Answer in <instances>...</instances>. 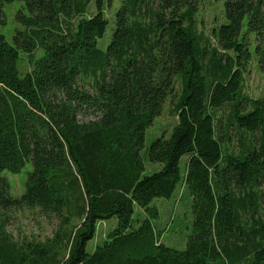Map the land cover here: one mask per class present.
<instances>
[{
  "label": "trees",
  "instance_id": "obj_1",
  "mask_svg": "<svg viewBox=\"0 0 264 264\" xmlns=\"http://www.w3.org/2000/svg\"><path fill=\"white\" fill-rule=\"evenodd\" d=\"M14 1L23 2L15 44L0 33V264H264V97L245 93L254 58L264 73V0H220L225 20L212 38L199 30L197 0H121L106 49L112 0H0L1 24ZM170 98L178 122L142 154ZM225 106L228 130H261L236 152L216 129L213 110ZM86 110L95 118L82 122ZM147 160L162 168L146 174ZM28 164L13 196L4 173ZM181 184L193 213L182 250L162 242L152 205ZM20 208L60 227L45 241L14 240L5 214ZM114 217L88 251L99 222Z\"/></svg>",
  "mask_w": 264,
  "mask_h": 264
},
{
  "label": "rangeland",
  "instance_id": "obj_2",
  "mask_svg": "<svg viewBox=\"0 0 264 264\" xmlns=\"http://www.w3.org/2000/svg\"><path fill=\"white\" fill-rule=\"evenodd\" d=\"M198 14L197 19L199 21V30H201L207 37L212 38V30L214 27L219 26L224 22V10L223 1L220 0H197ZM121 0H112V6L107 7L106 16L110 20V26L104 38L99 40V46L102 49H106L111 41V34L113 29V21L116 10L120 7ZM23 6V2L14 1L9 3L5 7L6 23H0V33L3 34L7 41L11 44H15L14 35L18 29H22L20 23L16 21V12ZM95 11L91 5L89 8V14ZM214 42V41H213ZM42 51L39 49L36 52V56H40ZM18 69L21 73H26L32 69V65L29 63L27 55L21 51L20 58L18 60ZM91 79H88V81ZM89 88L90 85H88ZM177 92L181 90V86L177 83ZM245 93L254 98L264 97V73L260 70L257 60L254 58L248 65L245 74ZM173 105L171 98L164 104L163 111L155 119L152 126H150L145 132V145L142 150V154H146L147 149L153 143V141L166 135L169 137L172 133L173 127L178 122V117L172 112ZM229 106L213 110L215 114V122L217 133L225 139L223 148L229 147L231 151H237L240 146V140L256 139L261 134V130H258L254 134L247 130H240L234 124L228 130L226 123L229 120ZM78 118L82 122L93 120L95 115L91 110H86L79 114ZM182 159V166H184V160ZM146 174H151L155 171H159L162 168L160 163H152L147 160L146 162ZM31 170V165H27L21 172L13 173L6 171L4 174L7 176L11 193L13 196H21L25 191V180L27 178V172ZM153 206L158 208L159 216L154 219V225L158 230L162 231L161 240L164 244L174 247L176 249H185L189 236L193 231V213H192V197L189 194V190L185 184H181L172 197L170 198H155L152 202ZM264 216V213L261 212ZM7 218V231L12 235L14 240H39L45 241L52 238L55 232L60 227V220L52 215L42 213L39 208H20L7 211L5 214ZM134 217L144 219L146 217L143 210L136 207ZM78 223L77 218H73L71 225ZM118 224L116 217L108 221H102L98 224V231L96 237L88 243V251H92L97 243H102L106 238L108 232L114 229ZM65 255V250L61 252V257Z\"/></svg>",
  "mask_w": 264,
  "mask_h": 264
}]
</instances>
